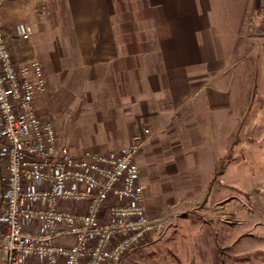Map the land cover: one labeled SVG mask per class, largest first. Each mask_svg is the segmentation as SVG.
<instances>
[{
  "label": "crops",
  "instance_id": "0c3cea01",
  "mask_svg": "<svg viewBox=\"0 0 264 264\" xmlns=\"http://www.w3.org/2000/svg\"><path fill=\"white\" fill-rule=\"evenodd\" d=\"M216 5L213 0H9L0 6V27L24 21L42 40L30 47L16 41V52L21 58L41 55L50 112L60 113L74 152L119 151L137 134L146 139L137 162L148 211L158 209V215L161 201L188 198L196 183L208 187L209 200L236 198L243 146L256 139L263 148L260 127L251 126L264 111L262 96L249 97V81L236 73L247 61L238 59L239 37L222 30ZM41 6L52 9L57 31ZM257 167L251 163L250 170L263 182L248 193L259 201L264 170Z\"/></svg>",
  "mask_w": 264,
  "mask_h": 264
},
{
  "label": "built area",
  "instance_id": "2783aa9c",
  "mask_svg": "<svg viewBox=\"0 0 264 264\" xmlns=\"http://www.w3.org/2000/svg\"><path fill=\"white\" fill-rule=\"evenodd\" d=\"M34 34L0 27V264H122L157 226L137 162L146 139L113 152L65 144L43 112V63L16 52Z\"/></svg>",
  "mask_w": 264,
  "mask_h": 264
},
{
  "label": "rangeland",
  "instance_id": "374dc122",
  "mask_svg": "<svg viewBox=\"0 0 264 264\" xmlns=\"http://www.w3.org/2000/svg\"><path fill=\"white\" fill-rule=\"evenodd\" d=\"M213 2L217 4L214 11L222 30L228 35L239 37L238 59L245 58L247 61L236 73H241L245 81H249V97L257 92V95L262 96L264 105V33L257 30L259 26H264V0ZM39 11L51 17L57 31L59 21L52 9L41 6ZM21 22L24 21L18 23ZM36 37L37 34H34L33 40L26 45H36V41L41 43L42 40ZM31 58L43 63L48 82L47 69L39 52ZM257 84L261 86L257 88ZM51 101L49 90L47 99L43 101V112L54 119L67 144L60 113L50 112ZM263 115L264 111L258 115V119L251 121L252 129L256 125L260 127L263 135L258 136L257 140L263 148H258L256 139L252 145L243 146L241 162L244 170L236 198L209 200L208 187L196 183V191L188 194V198L161 201L159 215L158 209L148 211L151 219L157 222L155 231L143 240L141 247L129 253L122 264H264V200L256 201L248 193L252 191L253 184L263 182L262 177L257 178V170L255 174L250 170L251 163L253 166L258 165L260 171L264 170ZM68 123L71 126L75 120L72 118ZM210 186H216L215 178Z\"/></svg>",
  "mask_w": 264,
  "mask_h": 264
},
{
  "label": "trees",
  "instance_id": "16d2710c",
  "mask_svg": "<svg viewBox=\"0 0 264 264\" xmlns=\"http://www.w3.org/2000/svg\"><path fill=\"white\" fill-rule=\"evenodd\" d=\"M257 30L260 32V33H264V26H259L258 28H257Z\"/></svg>",
  "mask_w": 264,
  "mask_h": 264
}]
</instances>
